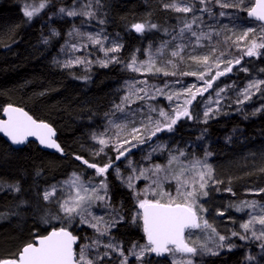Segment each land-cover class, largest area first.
<instances>
[{
	"label": "trees",
	"instance_id": "1",
	"mask_svg": "<svg viewBox=\"0 0 264 264\" xmlns=\"http://www.w3.org/2000/svg\"><path fill=\"white\" fill-rule=\"evenodd\" d=\"M69 1L55 0L28 20L23 14V4L39 0H0V114L8 104L22 108L35 120L50 124L63 149V152L47 151L32 141L13 148L0 136V214L6 217L0 219V258L12 257L36 236L63 226L55 219L47 224L41 222L45 212L57 214L52 204L43 201V187L72 171L85 179L100 178L94 169L75 157L82 156L90 163L102 166L101 158L97 159L88 151L89 134L104 126L109 112L122 97V82L133 75L121 70L118 64L94 65L86 69L54 65L52 59L74 20L52 18L47 24L45 20L55 5H65ZM163 1L99 0L97 10L104 21L105 33L120 36L122 48L118 56L121 59H126L134 47L141 49L145 40L155 44L168 37L184 21L183 14L163 8ZM239 14L243 22L259 25L247 18L245 10ZM141 22L156 24L157 28L137 33L131 25ZM47 27L55 30L57 35H47ZM243 61L264 77V71H261L264 56H245ZM237 67L233 66L232 72L219 77L216 86L241 82L246 73ZM85 76L89 79H83ZM258 102L264 105V92L258 95ZM248 107L245 103H231L204 123L198 120V105L193 103V119H182L173 132L154 137L169 139L167 149L158 155L160 160L164 159L168 149H182L186 159L204 157L206 151L212 153L211 162L226 178H221L223 183L216 185L214 192L209 194L208 208L211 210L214 206L222 207L226 201L230 204L254 198L264 201V193L244 191L264 188V168L260 164L252 166L249 163L252 160L247 159V150L253 146H258L262 152L264 111L253 115L256 110ZM202 134L203 138L198 139ZM137 153L132 150L131 156L136 157ZM107 181L110 203L123 216L110 233L127 253L133 243L146 241L142 220H133V210L138 204L136 197L119 183L110 169ZM17 183L20 192L8 190L7 185ZM229 187L232 192L225 191ZM21 201L27 203L21 204ZM13 212L19 214L13 215ZM69 231L78 237L75 249L83 242V235H92L89 229L78 226L77 221L69 226ZM237 238L231 237L229 241L236 245L231 251L224 248L219 255L196 256L194 264H250L245 246L251 245L259 251L262 250L260 243L242 244ZM153 257L146 260L147 264L154 263ZM160 260L163 264H171L165 257Z\"/></svg>",
	"mask_w": 264,
	"mask_h": 264
},
{
	"label": "snow or ice",
	"instance_id": "2",
	"mask_svg": "<svg viewBox=\"0 0 264 264\" xmlns=\"http://www.w3.org/2000/svg\"><path fill=\"white\" fill-rule=\"evenodd\" d=\"M46 2L47 0L40 3L39 7L26 6L23 12L24 16L28 20H31L36 13L45 7ZM96 2L99 3V0H96ZM199 2L206 5L212 2V0H199ZM214 2L221 9H239L244 6L245 0H238L236 3L226 2V0H214ZM88 7L90 8V5ZM164 7L172 8L177 12L183 13H190L195 10L190 0H181V3H176L173 0L172 3L165 4ZM244 10L250 19L260 22L258 28L248 27L241 34L236 35L233 29H229L225 25L222 31H227L232 34L224 36L223 43L225 48L223 50L213 47L208 54L203 56H189L190 60L203 65L205 71L199 73H179L181 76H195L198 80L203 81L202 86L190 85L182 88L181 91L170 92L165 91L169 87L167 83H165L163 88L156 86L149 88L147 86V80H143L139 83L144 84L145 87L136 88L135 91H133L134 86L129 88L128 94L121 98V103L114 106L117 112L125 115V119L135 117L137 112L142 111V109H137L136 111L130 112L126 109V104L135 103L132 96H135L136 100L144 101L153 100L156 95H160L172 102V106L169 110H165L164 108L149 105V113H156L157 118L149 114L145 119L141 120L139 127H132L130 133H128L131 139L120 138V131L127 127V123L112 125L117 129L115 138L109 137L106 139L103 133L99 136L94 134L92 138L97 140L101 147L93 155L99 156L105 152V147L112 145L117 153L115 160L109 157L107 163L100 166L97 163H90L88 159H84L82 156H76L75 158L82 161L88 168L94 169L96 176L101 177V179L98 182L95 178L85 180L81 174L73 172L67 180L61 182L59 185H52L46 189L42 193L43 200L46 202H55L58 212L55 215L45 212V215L41 217V222L47 224L55 219L60 221L63 226L53 228L47 235L37 236L36 240L25 244L12 257L0 258V264H102L104 258L110 257L113 252L121 257L120 264H129V256L135 257L139 264H144L145 256L152 253L156 254V256H165L166 254L172 256V264H194L192 257L198 254L215 256L219 255V250L223 248L231 251L232 248L236 247V245L229 242L231 237H239L240 240L260 241L259 246L264 250V203L256 200H242L238 204H230L229 207L234 208L237 212L248 210L247 214L249 217L239 225L243 232L233 231L230 236L221 235L207 219H204L202 214L207 209L200 204V198L209 195L210 183L213 185L223 183V181L215 179L212 165L207 163L206 160H195L186 165L180 159L186 155L182 149H177L176 151L168 149L169 154L166 165L150 164L148 168L132 167L133 175L127 178L122 177L120 168L115 164V161H119L121 158L127 159L133 149L148 143L153 137H157V134L173 132L175 126L182 119H193L191 107L193 102L197 100V97L203 96L204 93L208 92L213 87V82L219 77L232 72L234 65H241V61L245 56H264V51H262L264 50V0H254L251 6L244 8ZM202 11L211 12V9L205 7ZM59 12L67 16L81 14L88 17H95V13L91 10L77 13L74 9L60 8ZM219 15L225 16L228 13L221 11ZM197 19L199 18L194 16L191 23L186 22L183 28L180 29V35L183 36L185 31H189L191 36L195 37V45H201L202 38L206 37L210 41L212 35L205 32L198 34L196 31H192V24L196 23ZM100 23L103 24L104 21L100 20ZM131 27L137 33H144L146 29L157 28V25L141 22L134 23ZM73 34L76 36L86 35L91 44L99 46L106 58L93 61L87 57H74L64 61L61 65L62 67L71 68L73 65H84L88 67L92 63H99L102 67H107L109 63L120 62L115 55L108 57V53L119 52L122 48L121 44L113 41L111 47H105L104 41L108 37L101 36L99 32L96 34H88L80 33L78 29H73V32H70L69 36ZM221 34V31L215 32L216 36H220ZM53 35H57L55 30H53ZM233 36H235V39H233ZM187 47V44L177 45L176 49L172 50L171 56L179 57L183 60L184 56L182 52ZM232 47L241 49L240 54L233 59H224L225 56L231 55L228 49ZM70 49L72 52L78 50L76 44H71ZM218 51L219 54L217 55ZM168 64L175 67L173 60H169ZM221 65H223L222 70ZM126 66L135 72H163L165 76H176L178 74L174 71L168 72L163 68L156 67L151 55H149L148 61L139 63L136 57L133 56ZM212 68L216 69L215 74L206 79V74L211 73ZM241 70L244 72L249 71L248 68H242ZM261 71H264V69H261ZM83 79H89V77L85 76ZM176 83H180V81L177 80ZM224 91V88H220L216 92L217 97ZM257 92H264V80L256 79L249 81L239 93L242 99L238 98L236 103L244 104L246 101L251 100ZM139 93H144V95H140ZM181 98H183L182 101ZM211 103L212 101L209 100L208 104L210 105ZM215 103L217 105L216 109L207 106L203 112L204 123H207L208 119L219 114V100ZM3 111L7 114L8 119L0 120V132H3L10 138L13 144H22L28 137L34 136L38 137L40 144L63 152L61 146L53 138L55 131L50 124L34 120L22 108L14 107L11 104L5 107ZM260 111H264V105L261 108H257L253 115ZM202 138L203 134L201 137H198V139ZM166 149V143L156 144L144 156V160L151 161L153 154L163 152ZM210 155L212 153L205 152V157ZM128 163L131 167L132 161L129 160ZM109 169H113L117 179H121L130 189H134V180L144 178L151 181L149 187L142 190L144 193L143 199L140 198V193H135L138 208L142 212L133 217L134 221H143V231L147 237V243L144 245L133 243L127 254H125L124 248L120 244L114 243L111 238L107 243H104L100 239V237L108 236L110 229L115 227L120 220H123V216L119 214V210L113 208L110 203L111 197L109 195V184L107 181ZM162 173L163 176L161 177ZM165 181L176 182L175 195L162 190V184ZM7 188L9 191H21L18 183L7 185ZM156 189L161 190L156 192ZM150 190L160 198L148 199L147 193ZM217 190L219 189L217 188ZM58 191L60 192L59 196H57ZM225 191L232 192V189L229 187ZM252 191L254 190L249 189V192ZM255 191L257 193H264V188ZM164 197H167V202L161 203V199ZM177 200L180 202L178 203ZM26 203L27 201H21V204ZM97 205L105 209L112 208L115 215L110 214V219L95 215L92 209ZM12 214L18 215L19 213L13 212ZM218 215L223 216L224 212H218ZM4 218L6 217L0 214V219ZM76 221L81 225H88L97 234L94 238H91L90 243L80 246L78 252L74 248L78 237L69 231V226ZM257 225H259V228H257ZM192 230L208 231V239L213 242V246L209 247L208 243L205 242L199 244V247H197V242L189 240L185 235L186 231L189 236L192 235ZM101 246L105 249L102 253L99 251ZM92 250H95V252L93 253ZM246 259L254 260L255 257L248 256Z\"/></svg>",
	"mask_w": 264,
	"mask_h": 264
},
{
	"label": "rangeland",
	"instance_id": "3",
	"mask_svg": "<svg viewBox=\"0 0 264 264\" xmlns=\"http://www.w3.org/2000/svg\"><path fill=\"white\" fill-rule=\"evenodd\" d=\"M39 1L40 2H36V3H24L22 6L23 12H24V8L26 6L39 7L40 3L45 2V0H39ZM54 1L55 0H47L46 5L43 9H45L47 6H49L50 3H54ZM172 2H173V0H164L162 3L163 8H165L164 7L165 4L172 3ZM175 2L181 3V0H175ZM226 2L236 3V2H238V0H226ZM252 2H253V0H245L244 6H242L239 9H237V8L221 9V7L214 2V0H212V2H210V3H207L206 5L201 4L199 2V0H190V3L192 5H194V9H195L194 12H190V13L177 12L172 8H165V9L172 10L174 12H177V13L184 15V21H182L181 24L178 25V27L176 28L174 33L170 34L166 38H163V40H160L158 43H155V44H151V42H149L148 40H145L142 43L141 49L138 46L134 47L130 51V53L128 54L126 59H121L118 56V52L117 53H108V57L115 55L117 57V59L120 61L119 63L112 62L109 64H118L119 68L121 70L130 72L133 74L130 78H127L122 82V86H121L122 90H123L122 97H124L126 94H128L130 87L134 86L133 91H135L136 88L145 87L144 84L139 83L140 81H143V80H147V82H148L147 86L149 88H151L152 86L163 88L165 83H167L169 87L167 89H165V91H170V92L181 91L182 88H186L190 85H196L197 87L202 86L203 81L198 80L195 76H181V75H179V73H183V72H197V73H199L201 71H205V68L203 65L198 64V63L190 60L189 56H192V55L203 56L205 54H208L213 47H217L219 50H223L225 48V45L223 43L224 36L232 34V33L227 32V31H222V29L224 28L225 25H227V27L229 29H233L236 32V35L241 34V32L248 27L258 28L259 25L243 22L242 16H240V14H239L241 11L244 10V8L250 7ZM89 5H90V8L88 7ZM181 6H183V5L181 4ZM205 7L210 8L211 12L202 11V9H204ZM60 8L74 9L75 11H77V13H82V12L91 10L95 13V17L94 18L88 17V16L81 15V14H78L76 16H67L64 13L59 12ZM43 9H41V10H43ZM221 11L228 13V15L220 16L219 13ZM194 16L198 17L199 19H197L196 23L192 24V31H196L198 34L200 32H205V33H209L212 35V39L210 41L206 37L202 38L201 45H195V43H194L195 37H192L191 33L189 31H185L183 36L180 35V29L183 28V26L186 22L191 23ZM47 18L48 19L45 20V24H47V22L52 18H56V19L67 18V19H70L71 21L74 20V22H72V24L67 28V30L65 32V37H64L60 47H58V51H57L56 55L52 59L54 65H56L58 67H62L61 65L63 64L64 61H66L70 58H74V57H87L89 60H93V61L103 60L106 58L104 52L100 50L99 46L91 44L88 41V38L86 35L76 36L75 34H73L72 36H69V33L73 32V29H78L80 33L96 34L99 32L101 34V36H107L108 39L104 41L105 47H111L113 41L121 44V40H120L119 35H117V34L116 35H113V34L109 35V34L105 33L103 24L100 23V20H102V18L99 16V12L97 10L96 0H70L69 3H67L65 5H55V9L52 11H49ZM217 31H221L222 34L220 36H216L215 32H217ZM47 35H53V29L52 28L47 27ZM174 37H175V39H174ZM233 39H235V36H233ZM249 39H251V37H249ZM71 44H76L78 50L75 52H72L70 49ZM181 44H187L188 45V47L185 48L184 51L182 52V55L184 56L183 60H181L179 57H172L171 56L172 50L176 49L177 45H181ZM84 45H86V47H84ZM162 45H163V47H162ZM228 51L231 53V55L225 56L224 59L235 58L236 56H238L240 54L241 49L232 47V48L228 49ZM218 54H219V51L217 52V55ZM149 55H151L152 59L155 61L156 67L163 68L164 70H166L168 72L174 71V72H177L178 74L176 76H171V75L165 76L163 74V72H161V73L135 72L126 66L131 61V58L133 56L136 57L137 62L139 63L142 61L143 62L148 61ZM169 60H173L175 62V67H173V65L168 64ZM94 65L101 66L99 63H92L88 67H91ZM78 66H80L83 69L88 68L84 65H73L72 67H78ZM234 66H238L237 69H239V70H241L242 68H248L249 71L244 72V73H246V75L242 79V81L239 82L238 84H234V83L228 84L227 83L224 85L219 84L216 86V84H218V79H217L216 81L213 82V87L210 88L208 90V92L204 93L203 96H198L197 100L194 101L193 103H197V105H198V116L197 117H198L199 121L204 120L203 112L206 110L207 106H211L213 109H216L217 105L215 102L217 100H219V108H220V112H221V110H223L229 104L236 103V100L238 98L242 99V96H239V93L247 85V83L249 81L256 80V79L264 80V77L261 76L254 67L249 66L246 61L242 60L241 65H234ZM222 69H223V65H221V70ZM215 71H216V69L212 68L211 73L206 74L205 78L207 79L211 75H214ZM177 80H179L180 83H176ZM220 88H224L225 91L222 92L219 97H217L216 92ZM139 94L144 95V93H139ZM259 94H260V92H257L252 97L251 100L245 102V104H247V106H249L248 108H250L251 110H256L257 108H261V106L263 105L262 103L258 102V95ZM132 99L135 101V103L126 104L125 105L126 109H128L130 112L136 111L137 109H142V111L137 112L135 117H130L129 119H125V115L123 113L117 112L115 110V107H113L112 110L109 112L106 120H105L104 126L98 130H92L89 134V144L87 146H88V151H90V153L92 155L94 152L98 151L99 148L101 147L99 145L98 141L94 140L92 138L94 134L99 136L100 134L103 133L104 137L106 139L109 137L115 138L116 134H117V129H115L112 125L113 124H125V123H127V127L124 128L122 131H120V138L121 139H124V138L131 139V137L128 135V133H130L132 127H139L141 120L145 119V117L149 114H151L154 118H157L156 113H149V111H148L149 105H152V106L157 107V108H164L165 110H169L170 107L172 106V102L168 101L166 99V97L160 96V95H156L155 99H153V100L140 101V100H136L135 96H132ZM182 99L183 98H181V101H182ZM209 100L212 101V103L210 105L208 104ZM120 103H121V99L116 105H118ZM168 142H169V139L167 137H165L164 139H161V140L153 137V139L151 141H149L148 143H146L144 145H140L136 149H133V150L138 152L136 157H133L130 154L127 157V159L121 158V160L115 161L116 166L119 167L121 170L122 177L127 178L128 176L133 175L132 167L148 168L150 164L166 165L167 160H168V154H169L168 151H166V156L164 157V159H161V160L158 159V155L161 152H157V153L153 154L151 161L144 160V156L147 155V153L149 151H151V147L155 146L156 144L166 143L168 145ZM261 150H262V152H259L258 146L257 147L253 146L252 148H250V150H247L248 157H247V155H246V157H247V159L252 160V161H249V163L252 166H254L255 164H260L261 167L264 168V143L261 144ZM116 154L117 153L115 152L113 146L109 145V146L105 147L104 153H101L99 156H95V157L97 159L101 158L102 165H103L104 163H107L109 157L110 158L113 157V160H115ZM180 159L186 165L189 162H193L195 160H201V161L206 160L207 163L212 165L213 175H214L216 180L220 181V179L221 178L223 179V177H224V175H222L221 172L215 168L214 163L211 162L210 156H207V157H205V156L204 157H190L187 159L185 157H181ZM129 160L132 161L131 167L129 166V163H128ZM110 170H111L112 174L116 177L115 171L113 169H110ZM73 172H75V171L69 172V174L67 176H65L63 178H59V179L51 182L49 185H46L45 187H43V189L41 191V196H42V193L46 189H48L50 186L59 185L61 182L67 180ZM162 176H163V173L161 174V177ZM224 178H226V177H224ZM100 179H101V177L99 179H97L96 181L98 182ZM116 179H117V177H116ZM85 180H89V179H85ZM117 180L119 181V183L123 187L129 189L131 191V193L134 195V197H136L135 193H140L141 199L144 198V193L142 192V190L147 189L149 187V184L151 183V181L149 179L141 178L139 180H134L133 181L134 189H130L126 186L125 183L122 182L121 179H117ZM215 186L216 185H213L210 183L209 194L211 192H214ZM160 190L161 189H156L155 191L159 192ZM162 190L164 192H169V193H172L173 195H175L176 182L175 181L163 182ZM244 191L248 193L249 189H245ZM252 192L257 193L255 190ZM59 195H60V192L58 191L57 196H59ZM147 198L148 199H154V198H160V197L156 196L154 194V192L150 190L147 193ZM210 199L211 198L208 195L207 197H201L200 201H199L200 204H202L203 207L205 209H207V211L202 214L204 219H207L208 222L211 225H213L216 228L217 232H219L221 235L230 236L231 232H233V231L243 232V230L240 228L239 225L249 218L248 214H247L248 210H245L244 212H237V211H235L234 208H231L232 211H230L229 201H226V203H224L222 207L219 208V207L214 206V208H212V210H211L208 208V204H209ZM252 200H256L260 203H264L263 200H257L255 198ZM44 202L52 204L55 207L56 211L58 212V209H57L55 202H46V201H44ZM136 202H137V199H136ZM166 202H167V197H164L163 199H161V203H166ZM177 202L179 203L180 201L177 200ZM137 204H138V202H137ZM113 208L119 210L116 207H113ZM92 211L95 215L104 216L105 219H110L111 218L110 214L115 215V213H113V211H112V208L105 209L103 207H100L99 205L94 206ZM221 211L224 212L223 216L218 215V212H221ZM257 212H258V210H257ZM138 213H140V209L138 208V205H137L135 207V209L133 210V216H136ZM119 214L121 215L120 211H119ZM56 221L59 222L58 220H56ZM77 224L80 227L82 226V227L89 229L92 233L91 236L83 235L84 236L83 242L76 249V251L78 252L80 246H82L86 243H90L91 238H94L97 234L88 225H81L78 223V221H77ZM113 228H111V229H113ZM257 228H259V225H257ZM111 229H110V231H111ZM192 232H193V234L189 236L188 232L186 231L185 235H186V238H188L189 240L196 241L197 247H199V244H202L205 242L208 243L209 247L213 246V242L208 239V235H209L208 231H206V230H192ZM249 235H250V233H249ZM110 238L113 240L114 243L120 244L111 235V233H109L108 236L100 237V239H102L104 243H107ZM237 239L239 240V237ZM241 241L243 242L242 244H244V243H246V244L260 243V241H256V240H241ZM146 243H147V240L142 242V243H139V245H144ZM245 247H246V249L244 252L246 254V257H248V256L255 257L254 260H250V264H264V251L263 250H259V251L254 250L251 245H247ZM223 249H220L219 252H221ZM99 251L101 253L105 251L103 246L100 247ZM92 252L94 253L95 250H92ZM125 254H127V253H125ZM152 255L154 257L156 256V254H154V253L145 256L144 264H147L146 260L150 256L152 257ZM177 255L179 256V254H177ZM205 255H207V254H205ZM196 256H204V255L198 254ZM196 256L192 257V259L194 260V263H195V257ZM154 257L152 259L154 261V263H152V264H163L162 260H160V257L167 258L172 264L173 257L170 255L166 254L165 256H156L155 259H154ZM120 260H121V257L117 253L113 252L110 257L104 258V260L102 261V264H120ZM130 260H131V264H139V262L135 259V257L129 256V261Z\"/></svg>",
	"mask_w": 264,
	"mask_h": 264
},
{
	"label": "water",
	"instance_id": "4",
	"mask_svg": "<svg viewBox=\"0 0 264 264\" xmlns=\"http://www.w3.org/2000/svg\"><path fill=\"white\" fill-rule=\"evenodd\" d=\"M253 2H254V0H253ZM246 16H247V12H246ZM247 18H249L248 16H247ZM250 19V18H249ZM255 21V20H254ZM257 22H259V21H257ZM260 23V22H259ZM9 105V104H8ZM8 105H5L4 107H3V109L5 108V107H7ZM12 105V104H11ZM14 107H17V108H20V107H18V106H15V105H13ZM3 109H2V111H1V114H0V120H6V119H8V116H7V114L3 111ZM25 111V110H24ZM26 112V111H25ZM29 115V114H28ZM29 116H31V115H29ZM32 117V116H31ZM33 118V117H32ZM34 119V118H33ZM35 120V119H34ZM36 121H38L39 122V120H36ZM44 122V121H43ZM46 123V122H45ZM53 128V127H52ZM55 131V130H54ZM0 136H2L5 140H6V142L11 146V147H13V148H19V147H21V146H23V145H25V144H27L29 141H32V142H35V143H37V145L40 147V148H42V149H45V150H47V151H51V152H54V151H57L56 149H52V148H48L47 146H45V145H42V144H40V142H39V139H38V137H34V136H31V137H28L27 138V140L24 142V143H22V144H13L12 143V141L10 140V138H8L3 132H0ZM54 139H55V136L53 137ZM56 140V139H55ZM56 142H57V140H56ZM58 143V142H57ZM140 212H142V210L140 209ZM142 223H143V221H142ZM51 230H49L48 232H46L45 234H43V235H38V236H44V235H47L49 232H50ZM73 235H75V234H73ZM36 238H37V236L34 238V240H36ZM146 239H147V237H146ZM33 240V241H34ZM32 241V242H33ZM77 243V242H76ZM24 246V245H23ZM22 246V247H23ZM75 246V245H74Z\"/></svg>",
	"mask_w": 264,
	"mask_h": 264
},
{
	"label": "bare ground",
	"instance_id": "5",
	"mask_svg": "<svg viewBox=\"0 0 264 264\" xmlns=\"http://www.w3.org/2000/svg\"><path fill=\"white\" fill-rule=\"evenodd\" d=\"M90 152V151H89Z\"/></svg>",
	"mask_w": 264,
	"mask_h": 264
}]
</instances>
